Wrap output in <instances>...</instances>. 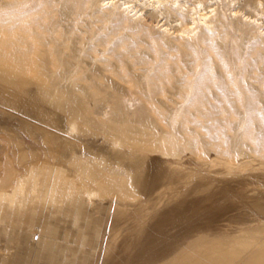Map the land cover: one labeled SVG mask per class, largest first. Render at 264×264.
Masks as SVG:
<instances>
[{
    "label": "rangeland",
    "instance_id": "374dc122",
    "mask_svg": "<svg viewBox=\"0 0 264 264\" xmlns=\"http://www.w3.org/2000/svg\"><path fill=\"white\" fill-rule=\"evenodd\" d=\"M145 1L0 0V188L64 165L108 208L95 264L201 243L244 247L243 264L264 245V0ZM34 97L65 140L14 109Z\"/></svg>",
    "mask_w": 264,
    "mask_h": 264
},
{
    "label": "crops",
    "instance_id": "0c3cea01",
    "mask_svg": "<svg viewBox=\"0 0 264 264\" xmlns=\"http://www.w3.org/2000/svg\"><path fill=\"white\" fill-rule=\"evenodd\" d=\"M107 213L64 165H32L0 188V264H95Z\"/></svg>",
    "mask_w": 264,
    "mask_h": 264
},
{
    "label": "bare ground",
    "instance_id": "6f19581e",
    "mask_svg": "<svg viewBox=\"0 0 264 264\" xmlns=\"http://www.w3.org/2000/svg\"><path fill=\"white\" fill-rule=\"evenodd\" d=\"M113 1L114 0H107L108 4L113 3ZM158 1L159 0H146L145 4H147V3L154 4V3H157ZM198 4H201V3L199 2ZM124 5L126 6V8L130 7L128 2H124ZM193 10L196 11V13L200 17V20H202V21L205 20L209 16L208 11H206L205 8H203V6H200L199 10H197L196 7ZM191 18L193 20V23H195L196 21H195L194 15H192ZM165 29L167 31H169L168 28H165ZM178 31L180 32V34L189 33V30H187L186 28H183V27H181ZM8 78H10V77H8ZM5 79L8 80L7 78H5ZM5 85H6V83H5ZM8 87H9V89H11V91H8V89H7V91L9 92V96L8 95L7 96L11 97V98L6 99L8 102L11 101L12 97L14 98L16 96H20L22 93H25V91L21 88V86H19L17 84H13V85H10ZM0 88H2V87H0ZM13 91H17L18 93L15 94ZM35 95H37V94H35ZM40 95L45 97V93H41ZM41 96H39V99L41 98ZM35 97H34V99H35ZM13 100H15V99H13ZM50 100L52 102L50 104L52 105V107H55V109H57V108L58 109H64V106L60 104L59 100H56L53 98ZM32 101L33 102H30L29 99L28 100L24 99L23 108L20 107L18 102L14 105L15 107L12 105V103H11V105H12V107H14V109L20 111L23 116L26 115V116L35 118L39 122L43 123V126H42V125L36 124L35 122L32 123L27 119L28 122L34 128L36 126V127H39L40 129H42L44 131V136L46 137L45 138L46 142L48 141L50 143H56L57 138L64 139L63 136L59 133V130L56 131L54 129V126L57 128V124H56L54 116L51 118V121L49 123H46L44 121V116L53 114L52 109L45 108L44 106L41 107L40 104H42V103L38 104V102H41V101H37V100L36 101L32 100ZM11 102H13V101H11ZM48 102H50V101H48ZM12 107H11V109H12ZM65 109L69 114H73L72 113L73 110L67 108V106H65ZM24 121H26V120H24ZM78 167H79V170H82L84 168L83 163L78 162ZM162 173H163V171L158 166V167L152 169L151 172H149V177L148 176L146 177L147 180H146V178H143V181L147 182V184L154 185L156 180L161 177ZM243 249H245V248L243 247ZM242 250H241V248L239 249L236 246L226 247V246H222L221 244L209 245V244L201 243V244H197L196 246H194L190 251H186L183 254H181L179 256V258L177 260H175L174 262H172L171 264H233L237 260L238 253L239 252L241 253ZM243 264H264V245H261L259 248L255 249L252 253H250L247 256V259H245V261H243Z\"/></svg>",
    "mask_w": 264,
    "mask_h": 264
}]
</instances>
